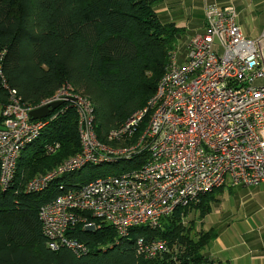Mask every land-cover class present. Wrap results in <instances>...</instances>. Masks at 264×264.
Wrapping results in <instances>:
<instances>
[{"label":"built area","instance_id":"1","mask_svg":"<svg viewBox=\"0 0 264 264\" xmlns=\"http://www.w3.org/2000/svg\"><path fill=\"white\" fill-rule=\"evenodd\" d=\"M5 55L6 50H1L0 68ZM261 80L264 28L257 38L249 39L233 6L209 5L205 27L190 39L184 61L175 50L146 105L107 134V140L116 145L99 140L94 104L72 84L65 82L32 105L5 83L9 102L0 123V186L3 190L12 186L21 151L46 125L44 118L30 119L29 112L53 102L66 106L48 115L51 120L69 106L76 109L82 149L30 179L27 192L43 191L56 178L90 164H119L143 150L148 158L140 168L95 178L46 202L39 217L51 250L67 248L77 257L88 254L89 247L67 232L78 225L99 228L96 219L108 222L124 237L135 226L157 228L177 208L197 204L225 185L264 186ZM137 249L151 258L166 251L167 244L140 238Z\"/></svg>","mask_w":264,"mask_h":264},{"label":"trees","instance_id":"2","mask_svg":"<svg viewBox=\"0 0 264 264\" xmlns=\"http://www.w3.org/2000/svg\"><path fill=\"white\" fill-rule=\"evenodd\" d=\"M155 1L0 0V51L6 50L0 68L5 79L0 75V123L9 102L5 83L17 90L23 102L37 105L68 82L94 104L99 140L116 145L107 134L146 105L183 39L182 29L160 20ZM44 121L39 137L20 153L12 186L6 190L0 186V264H224L205 256L218 233L198 228L187 218L192 208L199 219L210 213L212 194L218 189L197 204L177 208L157 228L135 226L124 237L101 219L95 220L100 227L94 230L78 225L67 235L89 247L84 256L77 257L67 248L51 250L39 217L46 202L94 178L140 168L145 159L136 162L144 155H134L122 161L121 170L115 168L117 163L90 164L82 176L84 168L78 170L81 180L71 172L44 191L27 192L30 179L82 149L74 107ZM140 238L163 240L167 250L148 258L138 252Z\"/></svg>","mask_w":264,"mask_h":264},{"label":"crops","instance_id":"3","mask_svg":"<svg viewBox=\"0 0 264 264\" xmlns=\"http://www.w3.org/2000/svg\"><path fill=\"white\" fill-rule=\"evenodd\" d=\"M209 5L233 6L249 39L257 38L264 28V0H156L153 8L160 20L183 31L180 61L190 39L203 31ZM212 197L211 211L199 219V228L218 234L207 245L205 256L224 264H264V186L225 185Z\"/></svg>","mask_w":264,"mask_h":264},{"label":"rangeland","instance_id":"4","mask_svg":"<svg viewBox=\"0 0 264 264\" xmlns=\"http://www.w3.org/2000/svg\"><path fill=\"white\" fill-rule=\"evenodd\" d=\"M182 47V43H179L178 44V54H180V52H181V47ZM258 83H264V80H261V81H259ZM32 146V145H31ZM31 146H29V147H31ZM141 153H143V155L144 156H140L139 154V156H137V159L135 160L136 162H141L142 160H144V159H146V158H148V152H147V150H143ZM118 165V164H117ZM117 165H116V169H119V170H121L123 167H124V163L123 164H119V167H117ZM105 167V166H104ZM85 171V168L83 169V171L81 172V176H82V173ZM73 177H78V176H80V172L79 171H75V172H73L72 174H71ZM110 175H113V174H110ZM81 176L78 178L79 180H81ZM109 176V175H108ZM95 179V178H94ZM93 180V179H92ZM198 211H197V209H195V208H192V209H190V212H189V215H188V223H190V222H196V224L198 225V228H199V223H198V220H199V216H198Z\"/></svg>","mask_w":264,"mask_h":264},{"label":"water","instance_id":"5","mask_svg":"<svg viewBox=\"0 0 264 264\" xmlns=\"http://www.w3.org/2000/svg\"><path fill=\"white\" fill-rule=\"evenodd\" d=\"M62 102H53L42 107L33 109L29 112V118L32 120H40L47 117L50 112L58 108Z\"/></svg>","mask_w":264,"mask_h":264},{"label":"bare ground","instance_id":"6","mask_svg":"<svg viewBox=\"0 0 264 264\" xmlns=\"http://www.w3.org/2000/svg\"><path fill=\"white\" fill-rule=\"evenodd\" d=\"M123 161H127V160H123ZM123 163H124V162H123ZM123 163H122V161H121L119 164H123ZM124 164H125V163H124ZM118 167H119V166H118ZM123 172H124V171H122V173H123ZM36 176H37V175H36ZM62 185L65 186L66 184L63 183ZM43 191H44V190H43ZM40 192H41V191H40Z\"/></svg>","mask_w":264,"mask_h":264}]
</instances>
